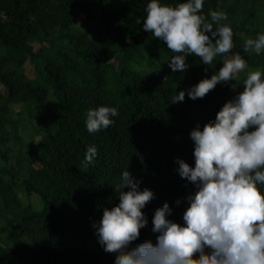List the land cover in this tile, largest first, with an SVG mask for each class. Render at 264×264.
<instances>
[{"label":"trees","instance_id":"16d2710c","mask_svg":"<svg viewBox=\"0 0 264 264\" xmlns=\"http://www.w3.org/2000/svg\"><path fill=\"white\" fill-rule=\"evenodd\" d=\"M145 4L0 0V264H113L114 254L98 245L92 223L102 208L118 202L113 187L126 169L155 197L142 209L148 223L134 244L155 243L151 217L164 202L172 209L167 218L182 223L184 197L193 186L175 172L174 158L193 164L190 130L214 119L245 73L203 98L185 92L183 102L169 99L210 76L233 53L245 59L247 70L264 72V51H243L246 38L264 32V0H203L206 19L209 10L227 14L220 23L232 28L233 47L211 65L187 56L183 72L168 67L174 53L142 30ZM79 16L85 18L80 25ZM91 16L97 26H88ZM27 61L32 79L24 72ZM49 99L53 105L35 111ZM101 105L116 107L118 115L108 128L89 133L85 113ZM90 145L97 156L83 168Z\"/></svg>","mask_w":264,"mask_h":264},{"label":"clouds","instance_id":"9594fccd","mask_svg":"<svg viewBox=\"0 0 264 264\" xmlns=\"http://www.w3.org/2000/svg\"><path fill=\"white\" fill-rule=\"evenodd\" d=\"M202 7L203 0L174 4L146 0L142 30L174 53L167 62L173 72L187 69V56L211 65L233 47L232 28L220 23L227 20V14L209 10L206 19ZM243 51L260 55L264 32L246 38ZM247 69L245 59L233 53L210 76L170 97L168 103L183 102L185 92L190 99L203 98L217 84L245 73L238 90L214 119L190 130L193 164L174 158L175 172L193 190L184 197L182 223L167 218L172 213L167 202L154 209L155 243H133L148 223L142 209L155 198L154 193L140 189V180L127 169L120 172L113 187L118 202L102 208V215L92 223L98 245L114 254L113 264H264V72ZM117 115L116 107L88 109L85 128L89 133L99 132L112 125ZM96 156V146H88L82 167L87 168Z\"/></svg>","mask_w":264,"mask_h":264},{"label":"rangeland","instance_id":"374dc122","mask_svg":"<svg viewBox=\"0 0 264 264\" xmlns=\"http://www.w3.org/2000/svg\"><path fill=\"white\" fill-rule=\"evenodd\" d=\"M84 21H85V18H84L83 16H79V17H78V24H79V25H80L81 23H83ZM88 26H90V27L97 26V24L92 20V16H91L90 19H89ZM33 48H34L35 50L38 49V48H39V44H37V43H33ZM228 56H230V55H228ZM228 56H226V57H228ZM226 57H224L223 60H224ZM113 65H114V67H116L117 62H113ZM24 72H25V74H26V76H27L28 78H30V79L34 78L33 67H32V65H31V63L28 62V61L24 64ZM241 74H242V73H241ZM45 85H46V87H49L48 84H45ZM0 91H1V92H4V88H3L2 85H0ZM51 105H53V101L49 99L47 105H40V106H38V107L35 108V111H36V110H37V111H43V110L45 109L46 106H51ZM15 108L18 109V106H15ZM15 117H16V116H15ZM15 117H14V118H15ZM21 119H22V120L24 119V115H23V114L21 115ZM20 124H21V123H20ZM34 124H35V125H38L37 122H34ZM20 126H21V125H20ZM27 139H28V138H24L23 140L26 141ZM36 139H38V138H36ZM23 140H21V141H23ZM8 144L12 147V150H13V151H16V149H17V143H16V142L10 140V141L8 142ZM18 144H19V143H18ZM14 153H15V152H14ZM12 154H13V153H12ZM24 200H26V199L24 198ZM37 201H38V197H37L36 195H32V196L30 197V202H31V203L37 204ZM35 202H36V203H35ZM36 207H38V205H36Z\"/></svg>","mask_w":264,"mask_h":264}]
</instances>
